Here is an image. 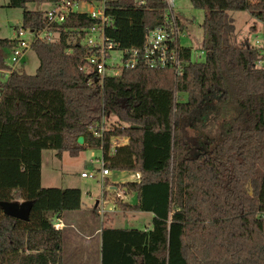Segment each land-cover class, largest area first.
I'll return each mask as SVG.
<instances>
[{"label": "trees", "instance_id": "trees-1", "mask_svg": "<svg viewBox=\"0 0 264 264\" xmlns=\"http://www.w3.org/2000/svg\"><path fill=\"white\" fill-rule=\"evenodd\" d=\"M56 1L7 6L23 8V28L40 30L44 10L25 5ZM189 2L204 11L203 59L192 61V47H183L179 75L139 63L99 81L81 68L88 49L70 32L93 20L74 12L58 40L31 43L33 74L13 68L0 82V264H61L63 231L52 218L80 209L81 192L42 187L41 152L60 158L86 148L100 149L108 170L138 175L104 180L136 195V204L117 197V208L151 213L145 229L102 227L100 264H264V67L257 64L264 48L237 43L231 15L247 11L264 23V0ZM162 8V0L142 7L115 0L106 33L122 48L140 47ZM187 23L179 19L184 36ZM16 43L0 38V71L10 67L6 50ZM102 118V136L95 137L90 127ZM19 202L28 206L25 219L3 213Z\"/></svg>", "mask_w": 264, "mask_h": 264}, {"label": "rangeland", "instance_id": "rangeland-1", "mask_svg": "<svg viewBox=\"0 0 264 264\" xmlns=\"http://www.w3.org/2000/svg\"><path fill=\"white\" fill-rule=\"evenodd\" d=\"M7 1L0 0V38H14L15 27L21 25L23 8L8 7ZM48 7V4L45 3H27L25 5V9L28 10H45ZM175 7L179 17L188 20L186 35L180 37V43L191 46L194 52H200L202 38L200 24L204 18V11L194 8L189 0H175ZM231 15L234 19L237 43L248 41L253 46L263 45L264 48V23L253 18L247 11H233ZM21 38L28 40L30 36L25 33ZM10 57L11 50H6V62L12 66ZM202 59L203 57L200 60ZM37 65L38 60L35 52L28 48L15 68L21 66L26 73L33 74ZM5 77L4 72L0 71V82ZM124 139H112V142L114 140L116 143L125 142ZM96 159H100L98 148H86L76 156L63 152L60 158L52 149H44L41 152V186L76 187L81 192V211H67L69 217L77 216V218L74 219L76 222L74 227L64 228L61 264H99L100 248L97 235L87 241L83 235L86 233L85 229H92L95 225L99 228L111 226L116 228L136 227L138 229L150 226L151 214L149 212H129L124 216L116 206V192L110 189L111 185L101 183L98 175L95 178L81 176L82 172H89L100 167V162H95ZM132 173L111 170L104 180L111 183L125 182L128 179L127 176ZM103 188L107 191L105 196L102 195ZM102 196L105 197L104 201ZM96 201H98V207L95 206ZM86 214L90 219L84 218V216H88ZM133 216L135 217L133 218ZM52 220L53 224L57 226L54 217ZM107 221L114 222L109 225Z\"/></svg>", "mask_w": 264, "mask_h": 264}, {"label": "built area", "instance_id": "built-area-1", "mask_svg": "<svg viewBox=\"0 0 264 264\" xmlns=\"http://www.w3.org/2000/svg\"><path fill=\"white\" fill-rule=\"evenodd\" d=\"M115 0H57L48 4V8L44 10V27L40 30L25 29L20 25L14 29V37L17 43L11 48V63L8 69L3 70L7 76L15 65L21 60L24 52L30 48L33 41L42 39L45 41H56L59 39V26L72 13L86 14L88 18L93 20L89 26L73 27L70 32H75V36H71L74 42L76 38L83 44L88 52L83 57L82 69L93 71L99 81L105 77H115L122 69L135 68L139 63L145 64L148 68H165L170 69L175 75H179L186 61L181 56V50L186 45L180 43V37L184 35L179 25V15L176 11L175 0H162V18L158 25L148 28L145 31L144 40L140 47L122 48L115 42L106 31L112 26V18L108 14L110 4ZM136 7H142L147 0H131ZM27 33L30 39L21 38ZM69 49L67 50V52ZM260 54H263L260 56ZM259 54L257 64L264 67V51ZM203 51L200 52L192 49L191 60L196 62L201 59ZM105 126L104 118L97 127L91 126L90 131L95 137H101ZM118 139V138H113ZM126 142V139H125ZM113 144L116 143L114 140ZM100 150V149H99ZM100 167L89 172H82L83 177L99 176L101 183L104 178L110 174L103 163L100 152ZM138 176L134 180H138ZM112 187H110L111 189ZM116 195L122 190H114ZM124 192V191H123Z\"/></svg>", "mask_w": 264, "mask_h": 264}, {"label": "crops", "instance_id": "crops-1", "mask_svg": "<svg viewBox=\"0 0 264 264\" xmlns=\"http://www.w3.org/2000/svg\"><path fill=\"white\" fill-rule=\"evenodd\" d=\"M21 67V66H20ZM124 141H125V139H124ZM123 143H125V142H121V144H123ZM88 163H91V162H88ZM92 164V163H91ZM137 177L138 175L137 174H130L129 176H127V178L128 179H126L125 181H133L134 180V177ZM106 178V177H105ZM40 183H41V178H40ZM110 187H112L111 189H113V190H116L117 188L116 187H114L113 185H111ZM118 190V189H117ZM120 190H122V192H120V193H118V195H116L120 200H122L123 202H128V203H130V204H136V202H137V199H136V195H135V193H132V194H126V193H124L123 191V189H120ZM103 197V196H102ZM104 198L105 197H103V201H104ZM95 206L96 207H98L97 206V204H98V201H96L95 202ZM101 206H103V204H101ZM81 208V207H80ZM80 209H78V210H75V211H79ZM81 211V210H80ZM121 212L123 213V215L125 216L126 215V213H129V212H137V213H141V211H130V210H126V211H122L121 210ZM151 214V213H150ZM86 215H88V214H86ZM93 215V214H92ZM74 216H72V217H69L68 216V214H67V211H64V212H62L60 215H55L54 216V219H55V222H56V225H57V227L58 228H61L62 229V231H63V238H64V228L66 227V228H70V227H74L75 226V224H76V222H75V218H77V216H75L74 218H73ZM135 216H133V218H134ZM84 218L87 220V219H90L89 218V215L88 216H84ZM114 222V221H113ZM113 222H111V221H107V224H111V223H113ZM133 224V223H132ZM111 227V226H110ZM125 228H130V227H125ZM132 228H136V227H132ZM101 229L102 228H99V227H97L96 225L92 228V229H85V231H86V233H84L83 235H84V238H85V240H87V241H90L91 240V238L92 237H94V236H96L97 235V238H98V247L101 249V237H100V232H101ZM138 229V228H137ZM99 264H100V259H99Z\"/></svg>", "mask_w": 264, "mask_h": 264}, {"label": "water", "instance_id": "water-1", "mask_svg": "<svg viewBox=\"0 0 264 264\" xmlns=\"http://www.w3.org/2000/svg\"><path fill=\"white\" fill-rule=\"evenodd\" d=\"M79 144H82L83 138L80 136L77 139ZM28 212V206L23 203L19 202L16 204H6L3 208V213L9 216H12L17 219H25Z\"/></svg>", "mask_w": 264, "mask_h": 264}]
</instances>
